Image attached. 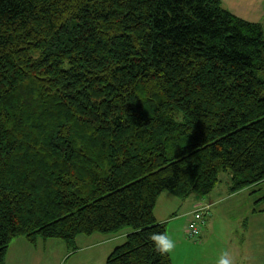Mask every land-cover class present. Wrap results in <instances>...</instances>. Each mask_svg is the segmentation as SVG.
<instances>
[{
    "label": "trees",
    "instance_id": "1",
    "mask_svg": "<svg viewBox=\"0 0 264 264\" xmlns=\"http://www.w3.org/2000/svg\"><path fill=\"white\" fill-rule=\"evenodd\" d=\"M223 172L230 193L264 186V21L219 0H0V264L20 236L73 252L125 230L105 264H173L150 239L159 196Z\"/></svg>",
    "mask_w": 264,
    "mask_h": 264
},
{
    "label": "crops",
    "instance_id": "2",
    "mask_svg": "<svg viewBox=\"0 0 264 264\" xmlns=\"http://www.w3.org/2000/svg\"><path fill=\"white\" fill-rule=\"evenodd\" d=\"M219 1L225 9L243 20L253 23L264 21V0ZM224 176L225 177L222 178L223 180L221 183L215 188L216 190H213V192L208 196L201 197L194 194L190 195L184 200L175 197L169 192H164L159 196L155 208V215L158 222L167 223V237L174 244V247L169 252L173 264H178V261L181 259L183 260L181 261V264H197L196 261H194L195 256L192 254L196 246L194 245L195 243L191 242L188 237H186L187 226L184 224L186 216H189L188 222L192 217V212L190 211V207L188 205L191 203V201L195 204L194 210L199 207L209 206L212 211V209L216 207L218 203L232 200L234 197L249 192L250 189L237 193H230L228 190L230 177L226 174ZM251 202L253 203L252 199ZM96 234L99 233H94L86 237V239L81 241L83 243L82 245L77 244L78 248L75 250V252L73 251L74 253L71 256L76 255L78 250H80V254L82 255H91V253L94 255L97 252H101L104 247L115 240L116 237L122 239L119 243L121 244L124 242L128 231L111 235V237H99L103 235ZM202 237L203 236L201 235L200 239H202ZM78 238L80 237H77V239ZM189 245H193L194 247L192 248ZM48 247L51 249V258H58L57 261L54 259L52 263H49L47 250ZM178 247L182 248L178 250ZM180 251L188 255L182 254ZM69 253L70 249L66 243H60V241H57V239L44 240L40 238L35 244H31L25 237L20 236L11 242L6 255V264H59ZM190 254L192 255L189 258ZM107 257L108 256H106V259ZM199 264L209 263L202 262ZM216 264H218V262Z\"/></svg>",
    "mask_w": 264,
    "mask_h": 264
},
{
    "label": "rangeland",
    "instance_id": "3",
    "mask_svg": "<svg viewBox=\"0 0 264 264\" xmlns=\"http://www.w3.org/2000/svg\"><path fill=\"white\" fill-rule=\"evenodd\" d=\"M225 174L224 172L221 174V179L225 177ZM250 191L234 197L232 200L218 203L212 211L210 209L211 212L206 213V223L201 234L203 236L202 239L194 242V240L188 238L195 243L196 247L192 254L195 259L197 258L196 260L194 259L197 264L202 262L216 264L223 253L228 254L230 264H264V211H262L264 209V201L259 203L251 202L252 197L257 199L260 196L263 197L264 186L261 187L260 191H255V193ZM188 205L193 213L195 204L191 201ZM188 219L189 216H186L185 226L188 225ZM96 235H103L99 237H111V235L100 233ZM78 237L80 238L76 239V246L77 244L82 245L81 241L88 236L79 235ZM120 240L122 239L116 237L101 252H97L94 255L92 253L91 255H82L80 250H78L76 255L71 256L75 251L71 252L70 250V253L59 264H105L106 256L119 245ZM57 241L65 243L62 240ZM189 246L194 247L193 245ZM181 248L178 247V250ZM47 250L49 263H52L54 259L57 261L58 258H51L50 247ZM180 252L186 254L182 251ZM192 254L189 255V258ZM181 261L183 260H179L178 264H181Z\"/></svg>",
    "mask_w": 264,
    "mask_h": 264
},
{
    "label": "built area",
    "instance_id": "4",
    "mask_svg": "<svg viewBox=\"0 0 264 264\" xmlns=\"http://www.w3.org/2000/svg\"><path fill=\"white\" fill-rule=\"evenodd\" d=\"M210 209L207 207H199L193 211L192 217L188 222L186 228V235L188 238L192 240H198L202 234V230L206 223V213Z\"/></svg>",
    "mask_w": 264,
    "mask_h": 264
},
{
    "label": "clouds",
    "instance_id": "5",
    "mask_svg": "<svg viewBox=\"0 0 264 264\" xmlns=\"http://www.w3.org/2000/svg\"><path fill=\"white\" fill-rule=\"evenodd\" d=\"M150 239L153 241L154 246L161 253H167L172 250L174 247L173 242L166 236L164 233L154 232L152 233ZM218 264H230L227 253H223L219 260Z\"/></svg>",
    "mask_w": 264,
    "mask_h": 264
}]
</instances>
